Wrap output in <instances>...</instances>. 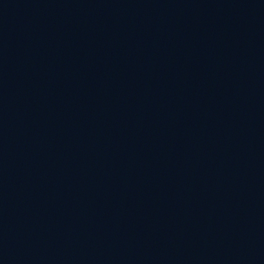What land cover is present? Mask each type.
I'll list each match as a JSON object with an SVG mask.
<instances>
[{
    "label": "water",
    "instance_id": "obj_1",
    "mask_svg": "<svg viewBox=\"0 0 264 264\" xmlns=\"http://www.w3.org/2000/svg\"><path fill=\"white\" fill-rule=\"evenodd\" d=\"M0 264H264V0H0Z\"/></svg>",
    "mask_w": 264,
    "mask_h": 264
}]
</instances>
